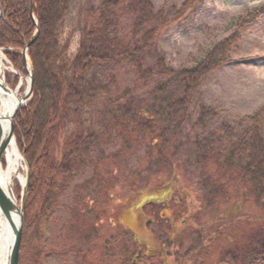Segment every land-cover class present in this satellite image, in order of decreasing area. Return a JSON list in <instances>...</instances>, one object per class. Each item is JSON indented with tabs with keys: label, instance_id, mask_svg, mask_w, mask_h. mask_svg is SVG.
Instances as JSON below:
<instances>
[{
	"label": "trees",
	"instance_id": "1",
	"mask_svg": "<svg viewBox=\"0 0 264 264\" xmlns=\"http://www.w3.org/2000/svg\"><path fill=\"white\" fill-rule=\"evenodd\" d=\"M202 1L184 0L172 16H164L162 12H154L150 0H104L88 14L76 52L69 58L68 44L60 40L59 28L68 15L71 0H0V49L20 73H23L21 51L37 29L34 42L26 51L33 75L32 97L13 120L15 142L29 171L18 264H24V252L29 253V264H47L52 250L30 242L43 243L54 207L72 179L87 169L92 170L91 178L79 191L75 190L74 207L64 224L62 240L76 243L71 249L83 262L86 255L98 249L92 245L99 238L95 226L98 217L92 213L94 197H88V184L97 187L93 190L96 196L108 195V186L111 189L115 185L103 181L94 170L99 160L94 152L109 134L122 137L127 151L134 143L149 148L145 164L153 168L150 165L144 168L147 176L140 178V184L146 185L151 175L162 172L172 175L176 170L180 150L177 135L185 124L194 93L209 74L235 62L232 56L239 49L242 34L264 14V5L239 16L232 32L215 43L196 65L174 70L166 67L162 58L157 59L156 74L164 80L153 88L148 108L134 106L131 98L115 106L104 103L109 88L98 76V70L127 63L144 78L148 69L142 70V63L161 34ZM121 8L133 14L132 29L139 32L137 38L134 35L128 42L117 38L110 28L111 19ZM17 82L14 76L13 86ZM215 113L214 109H203L199 121ZM221 131L218 136L212 135L195 156L202 176L197 199L206 210L228 201L232 209L241 200L251 198L257 202L264 194V103L244 116L239 128L222 125ZM227 221L223 226L226 231L218 234L212 231L206 239L199 234L186 250H180L179 246L171 253L166 248L170 242L158 239L163 250L159 253L161 264H189L199 253L207 257L208 264H264V218L261 225L237 229L234 234L228 231L234 219ZM206 224L213 229V224ZM31 227L32 234L28 237ZM215 238L223 245L214 251ZM110 242H118L117 236L111 237ZM100 249L105 264H111V259L112 264H145L153 258L145 250L140 253L139 247L122 248L117 255L112 254L107 240ZM192 264L204 263L194 259Z\"/></svg>",
	"mask_w": 264,
	"mask_h": 264
},
{
	"label": "rangeland",
	"instance_id": "2",
	"mask_svg": "<svg viewBox=\"0 0 264 264\" xmlns=\"http://www.w3.org/2000/svg\"><path fill=\"white\" fill-rule=\"evenodd\" d=\"M103 1L71 0L68 15L59 28L60 40L68 44L69 58L76 52L82 31L89 20L88 14ZM183 1L150 0L154 12H162L164 16H172ZM263 5L264 0H203L183 18L172 22L161 34L142 63V70L148 69L144 78L127 63L99 68L98 76L109 88L104 103L115 106L131 98L134 106L148 108L153 88L164 80L156 74L154 65L157 59L162 58L165 66L174 70L196 65L215 43L232 32L239 16ZM133 17L130 10L121 8L111 19L112 33L124 42L139 35V32L132 29ZM232 58L235 62L209 74L194 93L185 124L177 135L176 144L180 145V150L176 157L177 168L172 175L167 172L151 175L147 178L146 185L140 184V178L143 180L147 176L144 168L150 165L145 164V153L149 148L140 143L129 142L131 145L127 151L122 137L113 134L100 141L98 150L94 152L99 159L95 173L103 181L108 180L115 185L111 189L108 186V195L96 196L93 190H97V187L95 189L88 184V197H94L92 213L98 217L95 226L98 227L99 238L92 245L98 249L86 255L85 263L71 249L76 243L62 240L66 231L64 224L70 216V209L74 207L73 199L77 194L75 190L79 191L78 188L91 178L92 170L87 169L72 179L66 193L54 207L53 215L45 227L43 243L39 244L34 240L30 242L38 247L41 245L44 250H52L47 264H105L100 249L105 245V240L108 247L111 246L112 254L117 255L122 248L139 247L140 253L145 250L153 255L152 260L145 261V264H161L159 253L163 250L158 239L169 241L170 245L166 248L173 253L179 246L180 250H186L199 234L206 239V235L212 231L223 232L224 224L230 219L235 222L228 230L230 234L237 233V229L262 224L264 194L257 202L251 198L241 200L232 209L231 201H228L227 204L206 210L197 199L198 182L202 179L195 160L197 152L208 143L212 135L223 133L220 132V126L239 128L241 119L264 103V14L245 29L239 49ZM23 73L21 74L25 77ZM14 76L9 71L4 75L6 86L10 89H13ZM25 88L26 83L22 81L18 89L19 97L23 96ZM208 108L214 109L215 115L199 121L202 110ZM93 119L96 121V117ZM150 167L153 168V165ZM25 171L26 166L22 163L19 173L24 178ZM105 172L110 175H105ZM134 173L137 177H134ZM232 179L237 181L235 177ZM10 187L19 203L22 187L15 177L12 178ZM238 191L241 194V186ZM206 223L213 224V229L208 228ZM32 229L31 227L28 237L31 236ZM123 230L125 231L122 232ZM114 236H117L118 242L112 244L110 238ZM214 241L212 250L215 251L223 243L218 238ZM194 259L198 263H209L202 253L196 254L195 258L188 261L189 264ZM23 262L29 264V253L24 252ZM112 262L111 259V264Z\"/></svg>",
	"mask_w": 264,
	"mask_h": 264
},
{
	"label": "bare ground",
	"instance_id": "3",
	"mask_svg": "<svg viewBox=\"0 0 264 264\" xmlns=\"http://www.w3.org/2000/svg\"><path fill=\"white\" fill-rule=\"evenodd\" d=\"M7 71L20 76L18 71L13 70L9 65L5 64L4 55L0 50V117L2 118L0 129L2 135L7 131V118L10 116L14 108L22 103V96L19 97V90H12L6 86L4 75ZM22 81H25L27 84L28 78L21 76V82ZM21 164V156L19 155L15 141L12 140L0 159V187L4 191L12 193L10 185L12 178L14 177L18 180L20 185L23 186L24 177L19 173ZM10 222L15 224L16 215L11 214L10 219L8 220L0 210V264H6L7 254L13 238Z\"/></svg>",
	"mask_w": 264,
	"mask_h": 264
},
{
	"label": "water",
	"instance_id": "4",
	"mask_svg": "<svg viewBox=\"0 0 264 264\" xmlns=\"http://www.w3.org/2000/svg\"><path fill=\"white\" fill-rule=\"evenodd\" d=\"M0 17H1V13H0ZM36 36H37V29L35 30V33L32 39L30 40V42L26 44V46L21 52L22 66L28 77V83H27L26 91L24 95L22 96V103L19 104L17 107H15L12 113L10 114V116L7 118L8 127H7L6 133L2 135V132L0 129V159L3 155V152L6 150L7 146L10 144L12 140H14L13 120H14V117L17 111L23 106H25L32 96L33 75H32V69L27 60L26 51L30 47V45L34 42ZM19 86H20V83L18 84L17 87ZM1 121H2V118L0 117V122ZM21 159L23 161L22 156H21ZM28 184H29V173L26 167L25 179H24V184L22 186L19 203H17V201L13 198L12 193L4 191L0 187V210L1 212L3 213L4 217L8 220L10 219L11 214L16 215L15 224L10 222L13 238H12V242H11L8 254H7L6 264H18L20 243H21L22 230H23V210H24L26 196L28 192Z\"/></svg>",
	"mask_w": 264,
	"mask_h": 264
}]
</instances>
